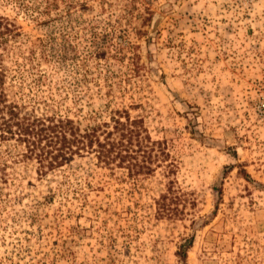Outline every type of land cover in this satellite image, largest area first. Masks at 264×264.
Returning <instances> with one entry per match:
<instances>
[{
	"label": "rangeland",
	"instance_id": "374dc122",
	"mask_svg": "<svg viewBox=\"0 0 264 264\" xmlns=\"http://www.w3.org/2000/svg\"><path fill=\"white\" fill-rule=\"evenodd\" d=\"M0 16L20 116L82 130L125 111L166 153L149 174L80 152L40 175L1 142L0 264H181L187 239L186 264H264V0H0Z\"/></svg>",
	"mask_w": 264,
	"mask_h": 264
},
{
	"label": "trees",
	"instance_id": "16d2710c",
	"mask_svg": "<svg viewBox=\"0 0 264 264\" xmlns=\"http://www.w3.org/2000/svg\"><path fill=\"white\" fill-rule=\"evenodd\" d=\"M16 33L13 24L0 16V39L4 34L14 36ZM128 62L133 64V58ZM3 82L4 75L0 71V143L13 140L21 146L20 157L33 160L37 174L62 166L74 154L80 156V152L92 154L95 164L108 170L126 163L130 175L135 170L149 174L148 164L152 161L158 164L166 156L161 142L152 140L139 124L140 120L130 118L125 111L115 110L109 119L111 124L102 122L82 130L67 116H20L18 105L7 99ZM137 152H142V159L137 160ZM156 204V211L163 212V203L156 201ZM190 242L187 239L178 246L176 255L181 264H186L185 247Z\"/></svg>",
	"mask_w": 264,
	"mask_h": 264
}]
</instances>
